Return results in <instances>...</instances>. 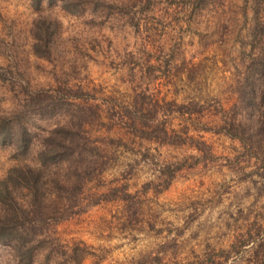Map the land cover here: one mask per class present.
Segmentation results:
<instances>
[{"label": "rangeland", "instance_id": "obj_1", "mask_svg": "<svg viewBox=\"0 0 264 264\" xmlns=\"http://www.w3.org/2000/svg\"><path fill=\"white\" fill-rule=\"evenodd\" d=\"M92 11L0 0V116H19L34 136L24 153L0 145V178L33 164L40 136L77 105V113L91 108L84 134L106 161L77 193L81 204L97 200L49 222L40 236L51 250H37L31 264H264V144L248 149L217 131L225 112L244 136L256 133L255 109L239 104L238 87L261 51L264 0H114ZM38 14L58 23L47 59L30 47ZM21 75L54 97L66 86L81 95L41 116ZM133 105L158 107L135 128L157 124L179 138L131 130L122 108ZM0 264H15L1 245Z\"/></svg>", "mask_w": 264, "mask_h": 264}, {"label": "trees", "instance_id": "obj_2", "mask_svg": "<svg viewBox=\"0 0 264 264\" xmlns=\"http://www.w3.org/2000/svg\"><path fill=\"white\" fill-rule=\"evenodd\" d=\"M111 1L114 0H29V3L33 10H38L42 3H57L65 12L77 15L86 9L92 13L99 3L108 5ZM260 27L261 51L247 63L238 87L239 104L248 101L255 109L256 133L252 138L244 136L243 126L227 121L229 119L225 112L221 113L223 124L217 128V131L245 143L248 149H260L264 144V136H258L259 131V135L264 134L261 129V120L264 118V23ZM57 32L58 23L55 20L39 14L33 18L29 28L32 53L37 57L49 58ZM17 74L19 76V73ZM19 79L17 81L23 83L21 87L28 95L29 101L34 103L36 113L41 116L49 115L60 99L81 95L80 90L71 91L66 86L63 91H57L60 96L54 97L45 89L31 88L29 80L22 78V75ZM30 90L34 91L30 93ZM40 90L44 92L42 98L37 94ZM253 97L258 98V101ZM238 101L234 104L235 110L239 105ZM75 107L68 119L56 123L40 136V145L35 151L33 164L10 166L0 178V245L12 251L15 264H31L35 252L42 247L46 252H50L44 237L40 236L49 222L66 218L80 211L87 203L91 204L97 200L90 199L86 204H81L77 198V193L81 191L84 183L94 179L104 169L106 161L101 149L95 144L98 139L93 141L84 134V117L86 113L92 112L91 108L85 106L82 113H77L82 107ZM182 107L189 111L188 107ZM122 109L123 114L131 120L130 129L139 131L141 136L165 142H175V139L179 138L175 134H168L157 124L151 127L142 122L143 128H135V118H141L146 112L150 117L155 116L157 106L147 108L145 112L141 105H133L132 109L124 106ZM83 114L85 116L82 118ZM148 126L151 128L148 129ZM33 138L26 125L19 120V116H0V145L10 144L15 153H24L33 143Z\"/></svg>", "mask_w": 264, "mask_h": 264}]
</instances>
